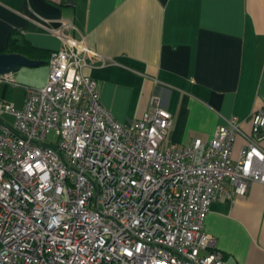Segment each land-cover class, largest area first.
Wrapping results in <instances>:
<instances>
[{
    "label": "built area",
    "instance_id": "built-area-1",
    "mask_svg": "<svg viewBox=\"0 0 264 264\" xmlns=\"http://www.w3.org/2000/svg\"><path fill=\"white\" fill-rule=\"evenodd\" d=\"M49 32L61 46L45 84L23 85L20 108L0 97V264H226L204 221L214 201L264 183V109L235 160L236 116L208 140L173 144L159 93L118 122L82 72L97 54L72 20Z\"/></svg>",
    "mask_w": 264,
    "mask_h": 264
},
{
    "label": "crops",
    "instance_id": "crops-1",
    "mask_svg": "<svg viewBox=\"0 0 264 264\" xmlns=\"http://www.w3.org/2000/svg\"><path fill=\"white\" fill-rule=\"evenodd\" d=\"M61 19L97 54L82 72L99 81L100 102L118 122L139 119L157 92L173 115L171 143L208 140L236 116L238 157L252 111L264 109V0H0V49L16 30L56 50L49 29ZM204 230L226 264H264V183L214 201Z\"/></svg>",
    "mask_w": 264,
    "mask_h": 264
},
{
    "label": "rangeland",
    "instance_id": "rangeland-1",
    "mask_svg": "<svg viewBox=\"0 0 264 264\" xmlns=\"http://www.w3.org/2000/svg\"><path fill=\"white\" fill-rule=\"evenodd\" d=\"M47 67L45 64L37 67H20L18 71L11 73L12 78L18 83L15 86H6L0 83V97L4 95L15 108H20L25 93L23 85L29 87H41L44 85Z\"/></svg>",
    "mask_w": 264,
    "mask_h": 264
},
{
    "label": "trees",
    "instance_id": "trees-1",
    "mask_svg": "<svg viewBox=\"0 0 264 264\" xmlns=\"http://www.w3.org/2000/svg\"><path fill=\"white\" fill-rule=\"evenodd\" d=\"M18 31L13 30L0 53H21L31 59H37L47 63L50 51L31 45L27 40H21L16 37Z\"/></svg>",
    "mask_w": 264,
    "mask_h": 264
},
{
    "label": "water",
    "instance_id": "water-1",
    "mask_svg": "<svg viewBox=\"0 0 264 264\" xmlns=\"http://www.w3.org/2000/svg\"><path fill=\"white\" fill-rule=\"evenodd\" d=\"M43 61L31 59L21 53H0V75L11 74L20 67H37Z\"/></svg>",
    "mask_w": 264,
    "mask_h": 264
}]
</instances>
